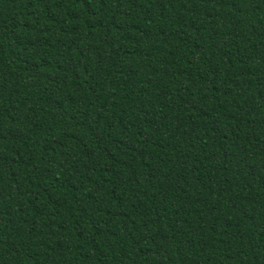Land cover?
Instances as JSON below:
<instances>
[{"label": "trees", "instance_id": "1", "mask_svg": "<svg viewBox=\"0 0 264 264\" xmlns=\"http://www.w3.org/2000/svg\"><path fill=\"white\" fill-rule=\"evenodd\" d=\"M0 264H264V0H0Z\"/></svg>", "mask_w": 264, "mask_h": 264}]
</instances>
